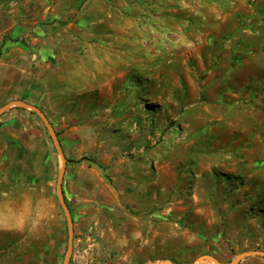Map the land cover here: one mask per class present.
Returning <instances> with one entry per match:
<instances>
[{
	"label": "rangeland",
	"instance_id": "rangeland-1",
	"mask_svg": "<svg viewBox=\"0 0 264 264\" xmlns=\"http://www.w3.org/2000/svg\"><path fill=\"white\" fill-rule=\"evenodd\" d=\"M252 251L264 0H0V264Z\"/></svg>",
	"mask_w": 264,
	"mask_h": 264
},
{
	"label": "water",
	"instance_id": "water-1",
	"mask_svg": "<svg viewBox=\"0 0 264 264\" xmlns=\"http://www.w3.org/2000/svg\"><path fill=\"white\" fill-rule=\"evenodd\" d=\"M9 107H10V105L7 106V108H9ZM33 109H34L35 111H37L38 114L41 116V118L46 122V124H47L48 126H50V124H49L47 118H46V117H45V116H44V115H43V114H42V113H41L36 107H33ZM54 140L56 141V136H55V135H54ZM61 155L63 156L62 153H61ZM63 158H64V156H63ZM65 164H66V162H65V159H64V165H65ZM62 205H63L65 211L68 212V211H67V208H66V206H65V204H64L63 201H62ZM67 215H68V213H67ZM68 218H69V215H68ZM69 222L71 223L70 218H69ZM70 238H71V240H72V236H71V234H70ZM253 255L263 256V257H264V252H261V251L246 252L245 254H242V255L237 256L236 260H235L232 264H237V263L240 261L241 257H243V256H248V257H250V256H253ZM204 260L209 261L210 264H219L218 261H217L213 256H210V255H204V256H202V257L200 258V261H204ZM148 264H178V263H174V262H170V263H167V262H158V263L150 262V263H148Z\"/></svg>",
	"mask_w": 264,
	"mask_h": 264
},
{
	"label": "bare ground",
	"instance_id": "bare-ground-1",
	"mask_svg": "<svg viewBox=\"0 0 264 264\" xmlns=\"http://www.w3.org/2000/svg\"><path fill=\"white\" fill-rule=\"evenodd\" d=\"M204 263H205V261L202 264H204Z\"/></svg>",
	"mask_w": 264,
	"mask_h": 264
}]
</instances>
